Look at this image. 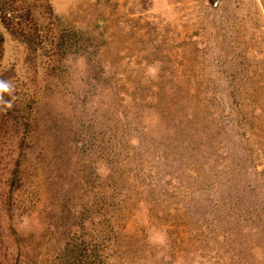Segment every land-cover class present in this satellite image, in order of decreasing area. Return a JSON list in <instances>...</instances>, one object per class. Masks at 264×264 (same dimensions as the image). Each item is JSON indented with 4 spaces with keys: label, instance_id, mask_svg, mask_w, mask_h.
I'll use <instances>...</instances> for the list:
<instances>
[{
    "label": "rangeland",
    "instance_id": "obj_1",
    "mask_svg": "<svg viewBox=\"0 0 264 264\" xmlns=\"http://www.w3.org/2000/svg\"><path fill=\"white\" fill-rule=\"evenodd\" d=\"M8 1L0 264H264V0Z\"/></svg>",
    "mask_w": 264,
    "mask_h": 264
},
{
    "label": "trees",
    "instance_id": "obj_2",
    "mask_svg": "<svg viewBox=\"0 0 264 264\" xmlns=\"http://www.w3.org/2000/svg\"><path fill=\"white\" fill-rule=\"evenodd\" d=\"M15 10L16 6L12 4V1L8 0H0V15H1V20L5 24V26H9L11 23L10 20L15 17ZM9 13V15H7ZM8 19L9 22L6 20Z\"/></svg>",
    "mask_w": 264,
    "mask_h": 264
},
{
    "label": "clouds",
    "instance_id": "obj_3",
    "mask_svg": "<svg viewBox=\"0 0 264 264\" xmlns=\"http://www.w3.org/2000/svg\"><path fill=\"white\" fill-rule=\"evenodd\" d=\"M13 86L4 80H0V103L6 105V107L10 108L12 105L9 101L4 100V94L12 95Z\"/></svg>",
    "mask_w": 264,
    "mask_h": 264
}]
</instances>
